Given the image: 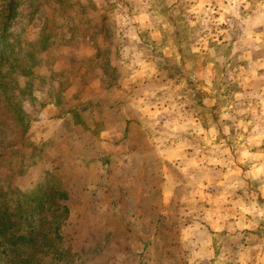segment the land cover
Instances as JSON below:
<instances>
[{"label":"rangeland","instance_id":"obj_1","mask_svg":"<svg viewBox=\"0 0 264 264\" xmlns=\"http://www.w3.org/2000/svg\"><path fill=\"white\" fill-rule=\"evenodd\" d=\"M8 1L0 264H264V0Z\"/></svg>","mask_w":264,"mask_h":264},{"label":"crops","instance_id":"obj_2","mask_svg":"<svg viewBox=\"0 0 264 264\" xmlns=\"http://www.w3.org/2000/svg\"><path fill=\"white\" fill-rule=\"evenodd\" d=\"M128 109L120 107L119 109L113 108L111 110L112 115L115 116V118H121V117H126L128 118ZM126 121H124L123 124L121 125H116L115 122H110L105 125V131L101 133L100 139L102 143V151H105L104 144H107L108 147L106 148V152H103V154H106L105 156H109L110 158L113 157L115 158V163L117 161H121L122 163L126 162V166L129 165L130 162V156L128 154H124L123 152L118 154L117 151L122 150V142L120 141V136L121 138L124 136L125 129H126ZM109 154V155H108ZM111 159V160H112ZM106 161L110 162L109 159ZM100 164H102L99 161ZM104 163V162H103ZM106 169L103 166H98V171L104 172Z\"/></svg>","mask_w":264,"mask_h":264},{"label":"trees","instance_id":"obj_3","mask_svg":"<svg viewBox=\"0 0 264 264\" xmlns=\"http://www.w3.org/2000/svg\"><path fill=\"white\" fill-rule=\"evenodd\" d=\"M13 7H14V4H13V2H12V0H9L8 1V3H7V6H6V10H7V17H9L10 16V14L13 12ZM40 207V206H39ZM38 207H36V209H37ZM42 208V207H41ZM7 229V228H6ZM2 234H5L4 232H1ZM13 238H15L14 236H13ZM29 240H32V238H31V234L30 233H28V234H21V235H18L17 237H16V241L17 242H20V243H27V245H28V241ZM14 244H15V242H14ZM12 251V250H11Z\"/></svg>","mask_w":264,"mask_h":264}]
</instances>
